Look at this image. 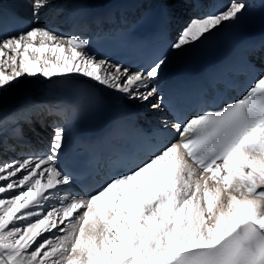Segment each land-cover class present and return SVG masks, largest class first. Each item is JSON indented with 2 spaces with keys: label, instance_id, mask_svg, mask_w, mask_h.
<instances>
[{
  "label": "snow or ice",
  "instance_id": "6c2138e0",
  "mask_svg": "<svg viewBox=\"0 0 264 264\" xmlns=\"http://www.w3.org/2000/svg\"><path fill=\"white\" fill-rule=\"evenodd\" d=\"M53 2L30 0L35 23L0 33V93L21 78L83 77L159 111L167 55L139 70L97 58L88 39L41 25ZM247 9L225 0L192 16L170 49L206 43ZM249 70L242 98L162 122L171 139L122 159L94 192L74 191L63 126L41 151L0 159V264H264V68Z\"/></svg>",
  "mask_w": 264,
  "mask_h": 264
},
{
  "label": "bare ground",
  "instance_id": "6f19581e",
  "mask_svg": "<svg viewBox=\"0 0 264 264\" xmlns=\"http://www.w3.org/2000/svg\"><path fill=\"white\" fill-rule=\"evenodd\" d=\"M5 3L13 6L22 15L31 19L30 14V0H2ZM112 0H54L52 7L46 9L41 13L40 23L41 25L50 26L53 24L51 17L55 16L58 11H62L65 15L70 17L75 13L96 12L98 10H104L105 6L111 3ZM184 1L179 0L178 3L171 4V7L181 5ZM35 23V21H34ZM33 23V24H34ZM174 52L172 51L170 56ZM168 59L167 62H169ZM62 78H52V81L60 80ZM80 82L86 83L92 87H95L101 91V93L108 98L111 105H113L121 114L128 113L129 110L133 111L139 107L138 101L127 100L122 95L116 93L113 90L106 89L103 86L95 84V82L89 81L87 78L76 77L72 78ZM48 83L43 77L39 78H21L20 82L13 88L5 90L0 93V137L13 136L12 139H17L20 136L17 135L13 128L15 124L22 123L30 119L33 124H38L36 121H40V118L45 117L48 113L46 109H38L31 103L32 90L42 84ZM128 111V112H125ZM34 128V127H33ZM35 130V128H34ZM36 130H40L37 128ZM10 144H14L10 142ZM14 148H17L15 145Z\"/></svg>",
  "mask_w": 264,
  "mask_h": 264
},
{
  "label": "rangeland",
  "instance_id": "374dc122",
  "mask_svg": "<svg viewBox=\"0 0 264 264\" xmlns=\"http://www.w3.org/2000/svg\"><path fill=\"white\" fill-rule=\"evenodd\" d=\"M139 104H141V102L138 101Z\"/></svg>",
  "mask_w": 264,
  "mask_h": 264
}]
</instances>
